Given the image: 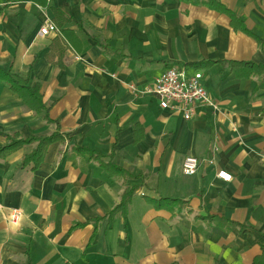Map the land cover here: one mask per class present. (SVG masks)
<instances>
[{"label":"crops","instance_id":"obj_1","mask_svg":"<svg viewBox=\"0 0 264 264\" xmlns=\"http://www.w3.org/2000/svg\"><path fill=\"white\" fill-rule=\"evenodd\" d=\"M50 21L60 34L40 35ZM232 62L264 67V0H0V69L39 84L54 121L0 82V149L15 136L64 137L34 170L24 160L37 143L0 156V264L263 257V76H238ZM171 67L201 72L217 109L188 121L163 110L149 90ZM188 156L194 176L183 174ZM134 186L127 213L108 218ZM11 209L24 213L18 226Z\"/></svg>","mask_w":264,"mask_h":264},{"label":"trees","instance_id":"obj_2","mask_svg":"<svg viewBox=\"0 0 264 264\" xmlns=\"http://www.w3.org/2000/svg\"><path fill=\"white\" fill-rule=\"evenodd\" d=\"M221 10H223L221 8ZM55 16L59 15L58 11H55ZM232 17V24L235 27L236 30H242L248 35H252L247 29H245L242 25V23L231 14ZM51 60V58H50ZM236 72L235 74L238 76H244V77H251L255 75L256 73H259L260 76H263V79L260 82V90L264 91V67L256 66L252 63H242V62H232L230 63ZM245 68L247 72H243V74H240V69ZM0 82H4L9 85V88L15 92L21 95L25 103L28 105V107L40 115L47 123L51 124L54 123L53 120L50 119L49 115V109L45 106L43 102V97L41 94V86L39 84H35L33 86H29L27 84V81L23 78L19 77L18 75H15L9 71H4L0 69ZM56 142H64V137L60 133H54L51 136L48 137H30L26 140L18 139L17 136L13 137L9 144L3 148L0 149V156H4V154L10 153L13 150L20 148L21 146H24L25 144H33L37 143L36 149L26 157L24 162L26 164H32V169L38 168V166L43 162L44 157L46 155V151L50 145ZM77 152H79L80 155H86L90 154L92 159L96 158L101 160L102 165L110 172L112 173H118V174H126L124 170L114 165L112 162H105L102 160L101 155H97L96 153L89 151L84 148H76ZM138 187H129L126 191V193L123 195L122 200L120 204L108 215V218L113 217L116 213L121 212L123 215L127 213L128 207L131 203L132 197L137 192ZM161 201H155L154 203L157 205H160ZM98 221H100L98 219ZM78 225H76L74 228H77ZM253 264H264V256L256 259Z\"/></svg>","mask_w":264,"mask_h":264},{"label":"built area","instance_id":"obj_3","mask_svg":"<svg viewBox=\"0 0 264 264\" xmlns=\"http://www.w3.org/2000/svg\"><path fill=\"white\" fill-rule=\"evenodd\" d=\"M60 34L57 25L50 21L40 29V35L49 36ZM149 93L158 97L160 107L169 110L174 114H182L185 120H191L197 113L200 106L217 109L203 84V74L195 72L190 75L183 68L171 67L156 81V85ZM199 159L188 156L183 163V174L194 176L198 172ZM217 178L224 182H231L232 175L227 171L220 170ZM4 207L0 205V211ZM24 219V213L20 209H11L7 216V222L12 226H18Z\"/></svg>","mask_w":264,"mask_h":264}]
</instances>
